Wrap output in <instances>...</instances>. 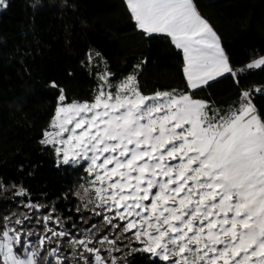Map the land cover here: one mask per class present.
Returning a JSON list of instances; mask_svg holds the SVG:
<instances>
[{"label":"snow or ice","instance_id":"snow-or-ice-1","mask_svg":"<svg viewBox=\"0 0 264 264\" xmlns=\"http://www.w3.org/2000/svg\"><path fill=\"white\" fill-rule=\"evenodd\" d=\"M126 2L138 29L166 34L183 50L190 89L225 74L239 83L219 37L193 0ZM6 6L0 0V8ZM262 66L264 57L240 72ZM64 100L61 95L59 101ZM56 118H61L58 123ZM52 124L59 129L56 141L47 139L52 133L45 131L41 143L54 148L58 166L87 162L86 182L99 198L95 205L100 211L93 208V214L125 235L130 254L146 253L161 264H264V120L249 91H242L239 108L217 118L190 95H143L136 76L128 75L115 93L101 88L92 103L57 107ZM31 219L4 221L0 264H37L47 243L72 237L66 229L45 226L33 244L29 237L35 233L25 230ZM42 220L54 222L51 215ZM55 222L62 228V220ZM133 239L141 247L133 248ZM118 242V237L91 232L71 239L74 251L79 247L93 254L95 264H104L101 247L109 256L122 251ZM14 246L23 249V256ZM48 256L53 259L46 264H65L57 249ZM111 264H118L115 257Z\"/></svg>","mask_w":264,"mask_h":264},{"label":"trees","instance_id":"trees-1","mask_svg":"<svg viewBox=\"0 0 264 264\" xmlns=\"http://www.w3.org/2000/svg\"><path fill=\"white\" fill-rule=\"evenodd\" d=\"M4 2L7 6L0 8V232L7 217L31 215L25 223L43 232L45 215L73 214L79 170L58 166L54 148L41 140L59 97L63 95L65 102L93 100L104 71L115 82L135 74L143 94L191 92L207 101L209 115L217 118L239 108L242 91H249L264 120V91H254L256 85L264 87V66L240 72L264 55V0H193L219 35L239 81L227 74L195 90L187 85L182 50L165 34L148 35L138 29L126 0ZM20 190L27 195L19 196ZM29 203L38 205V210L24 206ZM121 264L161 262L146 253L127 251Z\"/></svg>","mask_w":264,"mask_h":264},{"label":"rangeland","instance_id":"rangeland-1","mask_svg":"<svg viewBox=\"0 0 264 264\" xmlns=\"http://www.w3.org/2000/svg\"><path fill=\"white\" fill-rule=\"evenodd\" d=\"M206 21L211 26L213 31H215V29L212 27V25L209 23V21L208 20H206ZM215 33L217 34L216 31H215ZM217 36L219 37L218 34H217ZM219 42H220V45L222 47L220 38H219ZM182 52H183V50H182ZM260 57H264V55H262ZM260 57H258L256 59H259ZM256 59H254V60H256ZM254 60H252V61H254ZM252 61H250L249 63H251ZM249 63H247V64H249ZM247 64L244 65L243 67L245 68L247 66ZM131 75H135V74H131ZM225 75H227V74H225ZM104 76H107V80L100 79V89H99V91L101 90V88H105L108 91H112L113 93H115L118 85H120V83L125 79L124 78V79H122L120 81H116L115 82V81H113L111 79V74L108 71H104L102 74H100V77H104ZM218 78H220V77H218ZM218 78H216V79H218ZM211 81H213V80H210L209 82H211ZM136 84L138 85L137 77H136ZM202 86H205V85H202ZM138 88H139V86H138ZM191 90H195V89H191ZM139 91H140V89H139ZM163 92H169V91H163ZM156 93H162V92H156ZM156 93L143 94L141 92V94H143V95H155ZM172 93H174V92H172ZM174 94H176V95H179V94L190 95L193 99L204 102L207 105V107L209 105V103L207 101L202 100V99H198V98H195L194 96H192L191 92L174 93ZM94 99L90 100V101H72V102H65V101L60 102V101H58L57 107L66 106V105H70V104L92 103V102H94ZM255 112H256V110H255ZM208 114H209V112H208ZM256 114H257V112H256ZM62 116H63V114H61V118H62ZM54 117H55V115H54ZM54 117L51 120L49 128L46 130V131H49V132L52 133V135L47 137V139L52 140L53 142L56 141V133L59 130L57 125L52 124V121H53ZM61 118H56L57 119V123L59 122V119H61ZM260 119L263 120L261 117H260ZM44 139H45V137H44ZM69 166H71L73 168H77L79 170L78 174H77V177L75 179V182H74V186H73L74 189L73 190L75 191L78 185H80L82 183L85 184L87 187H89L90 191L92 192V194H93V196H94V198H95V200L97 201V204H98L99 203V198L96 197V195H95V188L90 187L87 184V182H86L89 179L88 175H87V173L85 171L87 166H88L87 162L86 161H82L78 165H71L70 164ZM77 201H78V198H77ZM77 203L78 204H75V208H74L73 214H67L65 217H63L62 213L58 212V216H54V215L52 216V219H53L54 222L51 225L46 223V222H43L46 227L53 228V229H55L57 231L66 229L67 231L72 233V237H65V238L59 239L58 241L54 240L51 243H47L42 249H40V255L37 258V264H46V261H48V262L52 261L53 258L48 256V252L51 251L52 249H57L59 251L60 259L64 260L65 264H84V259L80 258L81 255H83V257L85 259L89 260L90 264H95V260H94L93 254L88 253V252L84 251L82 248H79V247L75 248V251H74V248L72 246H70V245H72V243H71V239L72 238L83 239L90 232L94 233V236H96V237H98L101 234H103V235L109 236L110 239L113 238V237H118L119 238V242L117 243V247L122 249V251H119V252L114 251L112 253V255L109 256L107 251H105L104 247H101L100 255H101V257H102V259L104 261V264H111V261H112L113 257H115L117 259L118 264H121V261L123 260L124 253H127V251H128V248H127L128 239L125 237V235H121L118 232H114L111 228H109L105 224V222H104V220L102 219L101 216H96V215L93 214V211H92L93 208H95L96 211H100V209L98 207H96V205H94V206H92V207H90L88 209H84V208L81 207V204L84 203V202L78 201ZM36 206H37V208L35 210H38L39 206L38 205H36ZM77 209H79L80 211L78 212ZM26 215L27 214L25 213V216ZM7 218L10 219L11 217H7ZM57 218H59L60 220L63 221L62 228H61V226L58 223L55 222L57 220ZM15 219H22V218L16 217V218L12 219L13 222H14ZM10 226H15V225L13 223V225H10ZM17 230H20V228L17 227ZM25 230L35 233V235H32V236L29 237V240L33 244H35V243L38 242L40 236L44 234L45 227H44L43 232H38V231H36L37 229H33L32 227L29 226V224L25 223ZM89 238H94V237L90 236ZM131 246L133 248L141 247V245L139 243H137L134 239L132 240V245ZM97 247H100V246L97 245ZM14 251L17 253V255L23 256V249L21 247L14 246ZM190 259H194V258H190Z\"/></svg>","mask_w":264,"mask_h":264},{"label":"clouds","instance_id":"clouds-1","mask_svg":"<svg viewBox=\"0 0 264 264\" xmlns=\"http://www.w3.org/2000/svg\"><path fill=\"white\" fill-rule=\"evenodd\" d=\"M82 185L83 183L77 186L76 190L73 192V195L78 198V201L84 202L81 204L82 208L88 209L95 205L96 200L90 189H87L86 185ZM70 246L74 247L73 245Z\"/></svg>","mask_w":264,"mask_h":264},{"label":"built area","instance_id":"built-area-1","mask_svg":"<svg viewBox=\"0 0 264 264\" xmlns=\"http://www.w3.org/2000/svg\"><path fill=\"white\" fill-rule=\"evenodd\" d=\"M256 89H259L260 91L257 92ZM254 91H255L257 94H261V93H263V91H264V87H263V85H256V86L254 87Z\"/></svg>","mask_w":264,"mask_h":264}]
</instances>
